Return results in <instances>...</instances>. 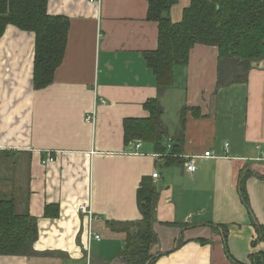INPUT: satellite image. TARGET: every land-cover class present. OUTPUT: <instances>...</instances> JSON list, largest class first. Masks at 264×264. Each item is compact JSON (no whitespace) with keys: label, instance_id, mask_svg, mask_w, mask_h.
Wrapping results in <instances>:
<instances>
[{"label":"crops","instance_id":"1","mask_svg":"<svg viewBox=\"0 0 264 264\" xmlns=\"http://www.w3.org/2000/svg\"><path fill=\"white\" fill-rule=\"evenodd\" d=\"M46 2L49 15L69 21L49 86L33 87L34 34L8 25L0 37V157L15 156L14 164L4 159L6 172L27 164L17 211L37 221L35 254L0 256V264H126L143 178L158 194L153 264H250L264 254V63L245 83L217 87V49L196 45L160 92L142 56L157 47L145 0ZM189 3L170 9L173 23ZM154 98L167 129L162 155L150 142H124L123 120L147 118L143 104ZM174 98L179 116L170 125L164 110ZM172 146L180 153L169 156ZM207 151L213 158H203ZM188 156L196 157L193 174L184 167ZM83 204L96 216L90 222ZM46 206L57 207L55 218L44 216ZM90 230L101 240L87 250Z\"/></svg>","mask_w":264,"mask_h":264},{"label":"trees","instance_id":"2","mask_svg":"<svg viewBox=\"0 0 264 264\" xmlns=\"http://www.w3.org/2000/svg\"><path fill=\"white\" fill-rule=\"evenodd\" d=\"M145 1L146 20L157 25V47L143 52L142 56L160 92L172 86L174 67L186 65L189 52L196 45L217 49V87L245 83L251 69L264 63V0H190L178 23H173L169 17L170 9L178 0ZM8 25L34 34L33 87L46 88L53 82L54 73L63 60L68 19L49 15L46 0H0V37ZM143 108L148 112L147 118L123 120L124 142H150L155 152L162 155L166 150L163 141L167 129L161 121V103L158 98L150 99ZM4 153L0 164L3 158L11 163L15 160L13 154ZM176 153H180L178 146H172L169 156ZM7 182L12 185L11 180ZM12 188L9 192L0 190L6 195L0 197V256H32L37 221L27 210L17 211L21 190H16L15 185ZM157 197L150 180L143 178L137 189L140 219L127 232L122 255L126 264H153L155 261L149 250L157 242L153 230ZM44 216L55 218L57 207L46 206ZM225 232L223 230L224 236ZM260 239L264 241V229ZM196 242L208 243L204 239ZM249 260L250 264H264V254L251 256Z\"/></svg>","mask_w":264,"mask_h":264},{"label":"rangeland","instance_id":"3","mask_svg":"<svg viewBox=\"0 0 264 264\" xmlns=\"http://www.w3.org/2000/svg\"><path fill=\"white\" fill-rule=\"evenodd\" d=\"M175 98L171 99L168 101L167 106H165V110L164 113L166 115V117H164L165 121L171 124H176V120L179 116V108L178 110L175 108ZM168 123V124H169ZM146 145V143H145ZM4 160V158L2 159ZM1 160V164H0V170L2 171L3 174H1L0 176V188L1 185L4 182H7V180H11L12 181V185H15V189L16 190H21L22 188L26 187L27 185V164L23 163V161H21L19 164H16V166H10L9 170L6 172L5 170V165ZM16 163V162H15ZM7 178V180L5 179ZM1 190V189H0ZM3 190V189H2Z\"/></svg>","mask_w":264,"mask_h":264},{"label":"built area","instance_id":"4","mask_svg":"<svg viewBox=\"0 0 264 264\" xmlns=\"http://www.w3.org/2000/svg\"><path fill=\"white\" fill-rule=\"evenodd\" d=\"M91 1H93V0H91ZM99 103L102 104V105H104V104H105V101L101 99V100L99 101ZM85 120H86L87 122H93V120H94V115L92 114V115H90V116H87ZM139 147H140V145L137 144V145H136V148H139ZM225 147L228 148V144H225ZM203 158H213V153L207 151V152H205V153L203 154ZM185 159H186V162H185V166H184V167H185L186 172H188L189 174H193V173L196 171V165H195V159H196V157H195V156H188V157H186ZM46 161H48V162H52V161H53V157L50 156L48 159H46ZM43 163H45V161H44ZM152 177H153V178H156V177H157V174L154 173V174L152 175ZM79 210H80L81 214L86 215V216L88 217L89 222L92 221V219H95V218H96V216H94V214H93V212H92V209H91L89 206L85 205V204L80 205V206H79ZM100 240H101L100 236L94 234V233L90 230V231H89V234H88V240H87V250H88L89 247H90V242H91V241H98V242H99ZM86 264H90V262L87 260V263H86Z\"/></svg>","mask_w":264,"mask_h":264},{"label":"water","instance_id":"5","mask_svg":"<svg viewBox=\"0 0 264 264\" xmlns=\"http://www.w3.org/2000/svg\"><path fill=\"white\" fill-rule=\"evenodd\" d=\"M2 162L5 163V160H2ZM1 196L4 197V198L6 197L5 194H2V192H0V197H1Z\"/></svg>","mask_w":264,"mask_h":264}]
</instances>
